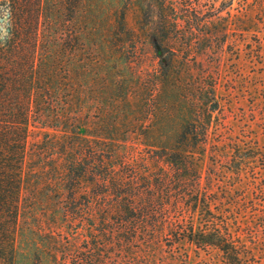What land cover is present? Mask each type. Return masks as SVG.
Instances as JSON below:
<instances>
[{
	"label": "trees",
	"instance_id": "16d2710c",
	"mask_svg": "<svg viewBox=\"0 0 264 264\" xmlns=\"http://www.w3.org/2000/svg\"><path fill=\"white\" fill-rule=\"evenodd\" d=\"M142 1L148 4H138ZM179 1L185 4L117 0L120 5L106 9L102 0H0L5 18L3 28L0 23V264L16 263L18 236L32 228L26 229V217L38 220L34 235L43 231L38 209L50 217L40 243L32 241L48 249V264H157L164 245L183 242L195 250H216V264L260 263L230 231L223 214L231 212L214 211V199L201 183L196 157L206 149L218 100L212 80L192 73L189 54L194 38L204 52L213 40L222 46L231 33L254 29L259 20L248 21L246 15H264V0H237L242 16L231 14L220 24L216 16H205L201 0ZM231 3L220 0L216 10L230 9ZM67 12L79 27L66 28L63 37L94 36L106 19L115 28L113 36L149 39L162 105L151 132L155 139L147 125L140 124L145 130L140 134L154 141L144 145L155 150L140 148L134 137H118L121 121H103L99 131L90 128L84 107L73 101L74 87L64 84L75 73L56 72L42 47L51 35L48 24ZM129 12L138 33L129 27ZM232 150V160L248 157L238 145Z\"/></svg>",
	"mask_w": 264,
	"mask_h": 264
},
{
	"label": "rangeland",
	"instance_id": "374dc122",
	"mask_svg": "<svg viewBox=\"0 0 264 264\" xmlns=\"http://www.w3.org/2000/svg\"><path fill=\"white\" fill-rule=\"evenodd\" d=\"M170 1H178V6L185 4L179 0ZM189 1L198 2L186 0L187 3ZM219 1L201 0V9L207 10L205 16H216V24L237 13V0H231L230 9L221 8L218 12L216 9ZM102 2L106 9L120 5L117 0ZM138 4L145 6L148 1ZM1 13L0 23L3 28L4 11ZM246 16H249L246 17L248 21L259 20V25L249 32L231 33L223 47L216 45L213 40V46L202 52L199 49L201 43L195 38L191 42V71L195 75L203 73L207 82L212 80L218 100L209 118L206 149L196 157V163L201 183L214 199L211 208L217 211L222 207L231 212L230 215L223 214L226 220H230V231L239 234L240 241L252 248L256 255L254 260L260 262L258 264H264V15L249 12ZM71 17L67 12L65 16H60L58 23L55 21L48 24L46 31L51 30V35L42 47L46 49L43 52L47 53V59L54 60L52 67L56 72L63 75L69 70L75 73V77H67L64 84L66 87H74L73 101L84 107L83 114L87 113L90 128L99 131L97 126L103 121H121L118 137H134L143 144L139 145L140 148L155 150L154 141L144 140L140 134L145 131L140 124L147 125L151 140L155 139V133L151 132L154 131L152 128L162 105L154 85L156 62L149 48V39L142 35L141 38L127 41L129 37L113 36L115 28L111 26L112 23H106V19L99 25L94 36L63 37L61 34H64L66 28L79 27ZM69 19V26H64ZM127 19L129 27L138 33L135 14L129 12ZM125 106L128 109L121 111ZM47 131L51 132V129ZM42 136L39 134L37 138ZM144 143L153 145L146 147ZM236 145L243 154H247L244 161L232 160V147ZM44 192L45 189L40 191L41 201L46 200ZM42 210L38 209L36 215L41 218L44 232L47 231L46 219L50 214L46 211L44 215ZM26 219V229L29 226L32 228L25 234L20 232L18 236L15 264H48V249L42 245L36 247L32 241L36 238V242L40 243L45 236L40 234L42 232L33 234L36 230L34 222L38 220L31 216ZM162 251L163 255L157 257V264H216L218 258L216 250H195L186 242L175 247L164 245Z\"/></svg>",
	"mask_w": 264,
	"mask_h": 264
}]
</instances>
